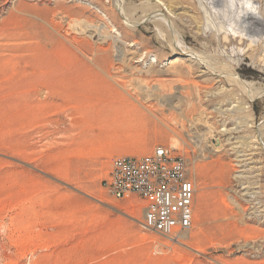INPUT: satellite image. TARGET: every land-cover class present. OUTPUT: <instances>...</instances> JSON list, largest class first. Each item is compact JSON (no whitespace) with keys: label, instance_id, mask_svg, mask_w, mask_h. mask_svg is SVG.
Returning a JSON list of instances; mask_svg holds the SVG:
<instances>
[{"label":"rangeland","instance_id":"rangeland-1","mask_svg":"<svg viewBox=\"0 0 264 264\" xmlns=\"http://www.w3.org/2000/svg\"><path fill=\"white\" fill-rule=\"evenodd\" d=\"M203 6L0 0V264H264V29L232 51ZM155 85L162 99L137 100ZM158 146L195 185L173 239L103 187L113 159Z\"/></svg>","mask_w":264,"mask_h":264},{"label":"built area","instance_id":"built-area-1","mask_svg":"<svg viewBox=\"0 0 264 264\" xmlns=\"http://www.w3.org/2000/svg\"><path fill=\"white\" fill-rule=\"evenodd\" d=\"M103 187L113 199L135 196L144 203L140 226L146 231L173 239L192 227L195 185L188 162L166 147L113 159Z\"/></svg>","mask_w":264,"mask_h":264},{"label":"bare ground","instance_id":"bare-ground-1","mask_svg":"<svg viewBox=\"0 0 264 264\" xmlns=\"http://www.w3.org/2000/svg\"><path fill=\"white\" fill-rule=\"evenodd\" d=\"M48 1V0H47ZM197 2L199 3V5L201 7L204 8V4H207L208 7L210 8V11L212 12L213 10H215L214 14L215 13H219V14H222L223 16H225V18H227V27L229 24H234L235 27H236V31L238 32H241V33H244V35H236L234 33H229L228 31H226L227 28H225L223 30V40L226 42V44H228V46H230L231 50L232 51H237L238 53H243L244 52V44H248V46L250 45V43L252 44L253 43V40H249L248 37H254V35L256 34H261L264 27H263V23L258 19V17L256 15H259V13L256 14V11H257V8L255 7V11L254 12H251V11H247L245 9H242L241 5H242V2H246V0H233V7L229 8L228 7V0H197ZM251 3L256 6V1L255 0H251ZM44 4V3H43ZM159 6H163L161 3L158 4ZM219 7H222L224 8V10H220L218 9ZM202 8V9H203ZM62 9V8H61ZM65 9V8H64ZM243 11L244 12V15L242 17H240L239 19H237L239 13ZM222 12V13H220ZM67 13V12H66ZM212 14V13H211ZM213 15V14H212ZM217 15V14H215ZM218 16V15H217ZM221 17V16H220ZM219 18V17H218ZM223 18V17H222ZM220 19V18H219ZM226 22V21H225ZM85 24V23H84ZM128 24V23H127ZM98 28V27H97ZM90 29V28H89ZM99 32V31H98ZM97 32V33H98ZM176 34V33H175ZM104 36V35H102ZM257 36V35H256ZM101 37V36H100ZM175 38V37H174ZM257 38V37H256ZM173 40V39H172ZM179 45V46H182L183 45V42L182 40L180 39H175V42H171V47L174 49V47L176 45ZM170 45V44H169ZM234 45H236L234 47ZM184 46V45H183ZM251 48V47H250ZM178 49V48H177ZM180 49V48H179ZM193 50V49H192ZM190 49L189 53H191L192 55L196 54L194 51H192ZM181 51V50H180ZM93 54V53H92ZM118 55H122V49H119V53ZM119 56V57H120ZM200 56V55H199ZM198 56V57H199ZM116 57V56H115ZM119 59V58H118ZM122 59V57L120 58ZM176 63V62H175ZM202 63V62H201ZM211 63V62H210ZM208 64V63H206ZM263 64H264V61H263ZM204 65V64H203ZM99 66V65H98ZM176 66V65H175ZM62 67V66H61ZM100 67V66H99ZM65 69V68H64ZM105 69V68H104ZM173 70V69H172ZM217 70V69H216ZM61 71V70H60ZM104 71V70H103ZM190 71V70H189ZM213 71V70H212ZM153 77V76H152ZM176 77V76H175ZM235 77V76H234ZM232 78V77H231ZM176 79V78H175ZM119 80V79H118ZM234 80V79H233ZM88 81V80H87ZM173 81V80H172ZM237 83V85L241 88H249L248 86L250 84H247L245 82H241L239 80H236L235 81ZM89 84V83H88ZM237 86V87H238ZM238 87V88H239ZM140 88V87H139ZM189 88V87H187ZM243 89V90H244ZM129 90V89H128ZM117 95L118 92L117 90L115 91ZM133 92V91H132ZM163 90H162V87L160 85H155L153 86L152 88H141L140 89V94L139 96L137 95V100H139L138 98L142 99V100H151V99H162V93ZM114 93V92H113ZM113 93H112V96H113ZM122 93V92H121ZM124 93V92H123ZM131 93V92H130ZM246 93V92H245ZM129 94V93H128ZM132 96L134 97L135 95H133V93H131ZM138 94V93H137ZM125 95V94H124ZM164 95V94H163ZM111 96V97H112ZM117 97V96H116ZM125 97V96H124ZM164 97V96H163ZM178 97V96H177ZM180 97V96H179ZM110 98V97H109ZM114 98V97H113ZM92 99V98H91ZM132 99V98H131ZM176 99V97H175ZM174 98L173 99H169V98H166L163 100V102H166V104L168 105H172L173 101L175 100ZM98 100V98H97ZM101 100V99H100ZM121 100V99H120ZM178 100V99H176ZM144 103V101H143ZM156 103V102H155ZM159 103V102H158ZM175 103V102H174ZM173 103V104H174ZM122 104V103H120ZM129 104V102H128ZM176 105H179L178 103H176ZM129 106V105H128ZM132 106V105H130ZM175 106V104H174ZM176 107V106H175ZM178 108V107H177ZM242 110V109H241ZM141 112V111H139ZM248 118V117H247ZM246 123V121H245ZM244 124V123H243ZM247 124V123H246ZM246 145V144H245ZM262 145V144H261ZM243 146V145H242ZM94 199L99 201V202H105V198L102 196V195H95L94 196ZM183 245V244H182Z\"/></svg>","mask_w":264,"mask_h":264},{"label":"clouds","instance_id":"clouds-1","mask_svg":"<svg viewBox=\"0 0 264 264\" xmlns=\"http://www.w3.org/2000/svg\"><path fill=\"white\" fill-rule=\"evenodd\" d=\"M228 7L231 8L233 7V0H228ZM242 9H245L247 11H251V12H254L256 9H255V6L251 3V0H246V2H242V5H241ZM215 12V10H213ZM244 15V12L241 11L237 17V19H239L240 17H242ZM206 25L211 28L213 27V23L210 19L207 18L206 16ZM226 31H228L229 33H234L236 35H244V33H241V32H238L236 31V27L234 24H229ZM249 40H253L254 38L252 37H248ZM251 46V43L250 45Z\"/></svg>","mask_w":264,"mask_h":264}]
</instances>
